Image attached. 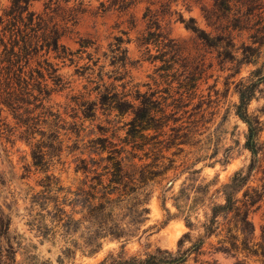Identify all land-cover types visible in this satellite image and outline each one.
Segmentation results:
<instances>
[{
  "label": "rangeland",
  "instance_id": "rangeland-1",
  "mask_svg": "<svg viewBox=\"0 0 264 264\" xmlns=\"http://www.w3.org/2000/svg\"><path fill=\"white\" fill-rule=\"evenodd\" d=\"M12 1L0 0V76L12 83L16 74L23 76L29 89L17 90V97L33 104L26 108L41 120L29 141L28 128L0 106V212L12 218L11 237L20 244L15 245L18 264H60L61 239L43 240L32 227L39 212L33 197L55 180L74 191L96 184L94 171L84 173V168L103 173L108 158L118 155L114 152L135 156L136 164L161 173L148 187L150 213L142 232L127 244L107 241L94 256L78 252L65 264H101L122 245L128 256L157 249L177 252L189 230L176 206L192 209L193 222L203 221L212 203H222L217 191L236 173L249 174L248 128L236 106L238 84L264 68V48L255 64H243L253 28L264 17V0H233L226 14L218 0H136L128 9L110 0H46L31 1L23 16L12 11ZM235 16L242 17L243 30L234 27ZM187 25L204 32L214 46ZM57 35L58 53L49 47ZM104 94L125 96L135 107L150 100L154 118L148 120L144 110L135 114L131 106L122 115L111 112L101 105ZM89 103L97 104L92 112L86 109ZM248 110L264 124V84ZM40 150L45 155L36 165ZM259 157L262 168L248 186L261 190L264 132ZM197 190L208 194L206 201L194 202ZM178 197L183 198L179 203ZM259 205L251 214L257 239L264 228V200ZM199 235L194 233V239ZM217 258L221 264L236 263ZM187 264H196L194 258Z\"/></svg>",
  "mask_w": 264,
  "mask_h": 264
},
{
  "label": "trees",
  "instance_id": "trees-1",
  "mask_svg": "<svg viewBox=\"0 0 264 264\" xmlns=\"http://www.w3.org/2000/svg\"><path fill=\"white\" fill-rule=\"evenodd\" d=\"M31 1L46 0H13L12 11L23 16L28 11ZM48 1L51 3L53 0ZM71 1L65 0V3L69 4ZM110 1L113 6L128 9L136 0ZM232 1L222 0L219 4L218 0L216 5L226 14L230 10ZM250 13L253 11L250 10ZM250 13L248 15H251ZM241 18L235 16L233 22L236 29L243 30ZM247 19L244 21H250ZM186 27L197 34L206 45L214 46L210 38L196 26ZM253 29L254 32L250 36L252 46L244 49L243 64H255L254 58L258 57L264 48L263 16H260L258 24ZM122 46L123 42L119 40L117 48L121 49ZM49 47L56 53L60 51L58 35L52 39ZM61 48L66 54L67 50L63 46ZM16 78V82L12 83L10 77L3 80L0 76V106L8 108L18 124L28 128L26 133L30 141L33 139V130L41 120L30 116L34 111L26 106L33 104L24 100L20 102L18 99L17 90L23 93L24 90L29 89V84L21 74H16ZM262 84H264V68L257 69L250 79L242 80L238 84L239 104L236 106V115L248 128L245 148L252 155L249 174L243 176L241 172L236 173L230 183L223 185L217 191L222 203H212L204 212L203 221L196 218V223L193 222L192 209L185 210L181 206H176L182 217H185V224L189 230L180 240L177 252L157 249L156 252L144 256H128L124 251L125 245H122L118 252H111L101 264H187L192 257L196 264H221L217 258L219 255L232 258L236 261L235 264H249L251 261L264 264V228L261 237L257 239L255 226L251 221V214L260 208L259 204L264 200V184L261 190L248 186L249 179L262 168L259 156L264 124L259 118L251 117L248 110ZM39 92L42 94L43 90L40 89ZM150 103V100L141 101V105L135 107L125 100V96L120 98L118 94L111 96L104 94L101 105L108 106L111 112L118 111L121 115L126 112V106H131L135 114L144 110L148 120H152L154 117ZM96 107L97 104L89 103L86 109L92 112ZM36 148L40 149L38 146ZM114 154L118 155L108 158V163L112 166H105L102 169L103 173H98L96 168L94 170L84 168V173L94 171L96 184L89 186L82 184L74 191L72 188L60 186V182L55 180L52 181L51 186H48L50 188H47V191L33 197V206H39V212L33 217L34 230L43 240L60 238L64 243L58 263L65 264L74 260L78 252L94 256L102 250L107 241L127 244L141 234L142 226L150 213L148 205L151 193L148 192V187L161 173L154 171L152 165L136 164L135 156L123 158L122 152H114ZM44 155L42 150L38 151L37 155L35 153L34 159H41L36 165L42 164ZM245 187L247 189L240 196ZM209 188L207 186V190ZM184 192L187 193V190L180 194L183 195ZM194 195V202L200 203L206 201L208 196L198 190ZM188 197L191 200V195ZM182 199L178 197V203ZM256 206L257 208L254 209ZM167 212L171 215L169 210ZM11 223V216L0 212V264H18L15 245L20 244L14 242L15 238L11 237ZM194 233L200 235L194 239ZM214 237L217 238V242L210 243ZM186 243L190 246L184 249ZM207 254L209 259L203 260L202 258Z\"/></svg>",
  "mask_w": 264,
  "mask_h": 264
}]
</instances>
